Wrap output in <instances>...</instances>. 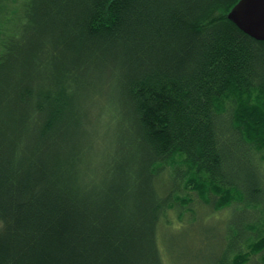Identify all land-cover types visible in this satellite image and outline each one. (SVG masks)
Here are the masks:
<instances>
[{
	"label": "trees",
	"instance_id": "trees-1",
	"mask_svg": "<svg viewBox=\"0 0 264 264\" xmlns=\"http://www.w3.org/2000/svg\"><path fill=\"white\" fill-rule=\"evenodd\" d=\"M237 2L0 0V264H181L178 235L264 264V41Z\"/></svg>",
	"mask_w": 264,
	"mask_h": 264
},
{
	"label": "water",
	"instance_id": "water-1",
	"mask_svg": "<svg viewBox=\"0 0 264 264\" xmlns=\"http://www.w3.org/2000/svg\"><path fill=\"white\" fill-rule=\"evenodd\" d=\"M227 19L256 41H264V0H238Z\"/></svg>",
	"mask_w": 264,
	"mask_h": 264
},
{
	"label": "rangeland",
	"instance_id": "rangeland-1",
	"mask_svg": "<svg viewBox=\"0 0 264 264\" xmlns=\"http://www.w3.org/2000/svg\"><path fill=\"white\" fill-rule=\"evenodd\" d=\"M12 2H14L15 0H11ZM20 6V2L16 3V5H11L12 10H14V8H18ZM8 21V20H7ZM5 26V25H4ZM3 26V27H4ZM6 29L0 27V33L4 32ZM171 168H173L172 166H170ZM208 209V208H206ZM229 207L225 208L221 211H217L214 212V215H210L208 212H205V215L208 218V226H210L211 228L215 225L216 223H219V228L221 226V223L225 221L226 216L229 214ZM205 218V220L207 219ZM220 231V229H219ZM170 235H175L176 231H169ZM176 238V239H175ZM175 240L170 241H165V250L167 251H171L173 257L174 254L176 255V259L175 261H177V263H181V264H204V260L207 259L206 257V253L202 255L201 252H198L199 250H195L196 245L193 244L189 245V243L185 240L182 239V237L180 235L175 236ZM213 243L212 240H210V242H208V244H206L203 248L207 247V251H208V247L209 245H211ZM224 244V243H223ZM222 244V246H223ZM226 246V245H225ZM202 247V246H201ZM218 248H219V244H218ZM167 258V257H166ZM172 258V257H171ZM167 262H169V258L165 259Z\"/></svg>",
	"mask_w": 264,
	"mask_h": 264
}]
</instances>
